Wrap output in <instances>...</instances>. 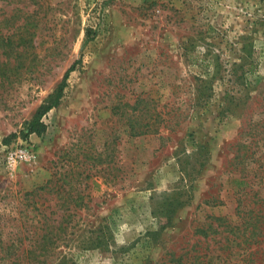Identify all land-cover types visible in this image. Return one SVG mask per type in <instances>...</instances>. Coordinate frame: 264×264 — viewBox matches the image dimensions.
<instances>
[{"label": "rangeland", "instance_id": "1", "mask_svg": "<svg viewBox=\"0 0 264 264\" xmlns=\"http://www.w3.org/2000/svg\"><path fill=\"white\" fill-rule=\"evenodd\" d=\"M20 145L35 159L8 166ZM44 221L67 227L48 258ZM16 257L264 264V0H0V264Z\"/></svg>", "mask_w": 264, "mask_h": 264}, {"label": "trees", "instance_id": "2", "mask_svg": "<svg viewBox=\"0 0 264 264\" xmlns=\"http://www.w3.org/2000/svg\"><path fill=\"white\" fill-rule=\"evenodd\" d=\"M21 41V39H20ZM20 46L22 45L21 43H18ZM13 49H17V46H14L13 42L11 41V37H6L5 39L2 40V44H1V48H6L3 49V52L6 54V57H8L10 55V51H12ZM25 48V46H23V49ZM72 71V68L68 69L60 83V85L54 90L53 93H51L43 102V104L38 108L37 112L34 115V118L32 119V121L29 123L28 125V135L31 134H36V135H40L45 131V125H43L42 123H40L41 118L48 113L51 109L56 108L59 105V101L63 95V89L66 87V81L68 78L69 73ZM141 134V133H138ZM50 184V181H48L45 185V187ZM77 200H74L75 206L74 209H79L82 205L81 200L82 197L76 196ZM78 201H80L78 203ZM67 208L64 209L61 214L64 215V212H66ZM66 223V222H65ZM64 224L63 222H58L56 224V233H53L48 225V222L44 221V223H42V227H43V231L44 233L40 236V246H41V251H46L45 253H42V257L48 258L49 256V252L47 251H51L49 250L50 247H56L57 246V242L59 240H61V235L62 233H64L67 229V227H62ZM53 234V235H52ZM34 253L32 251H27V257L33 256ZM20 257H16L15 260L13 262H11L10 264H20ZM59 260V259H58ZM65 260L63 259L62 262L61 260L58 261L57 264H59V262H61L60 264H65L64 262ZM68 264V263H66ZM69 264H74V263H69Z\"/></svg>", "mask_w": 264, "mask_h": 264}, {"label": "built area", "instance_id": "3", "mask_svg": "<svg viewBox=\"0 0 264 264\" xmlns=\"http://www.w3.org/2000/svg\"><path fill=\"white\" fill-rule=\"evenodd\" d=\"M36 155L30 146L20 145L10 149L7 153V165L14 167L20 162H30L35 159Z\"/></svg>", "mask_w": 264, "mask_h": 264}]
</instances>
